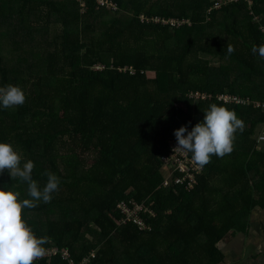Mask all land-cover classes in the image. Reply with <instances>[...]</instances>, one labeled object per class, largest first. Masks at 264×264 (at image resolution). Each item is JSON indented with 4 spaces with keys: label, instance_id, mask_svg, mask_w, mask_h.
Instances as JSON below:
<instances>
[{
    "label": "trees",
    "instance_id": "16d2710c",
    "mask_svg": "<svg viewBox=\"0 0 264 264\" xmlns=\"http://www.w3.org/2000/svg\"><path fill=\"white\" fill-rule=\"evenodd\" d=\"M108 1L117 8L0 0V87L26 94L21 106H0V142L34 162L41 188L45 172L60 178L51 202L26 209L25 218L38 237H50L45 248H67L76 262L94 252L88 264H219L218 243L264 207V150L253 139L264 110L216 99L264 103V58L251 51L264 44V0ZM154 15L182 24L154 23ZM213 103L244 121L234 150L213 156L192 190L174 177L165 186L169 140ZM6 182L28 198L26 184L7 172L0 186ZM120 201L145 203L152 229L121 224Z\"/></svg>",
    "mask_w": 264,
    "mask_h": 264
},
{
    "label": "clouds",
    "instance_id": "9594fccd",
    "mask_svg": "<svg viewBox=\"0 0 264 264\" xmlns=\"http://www.w3.org/2000/svg\"><path fill=\"white\" fill-rule=\"evenodd\" d=\"M235 51L227 45V53ZM253 54L264 58V44L253 45ZM26 101L25 91L18 85L0 87V106L5 109L21 106ZM203 120L189 131L182 125L175 130L176 145L173 151L191 153L195 165L203 169L211 163L213 156L223 158L231 154L235 147L237 131L244 130V121L234 110L211 104L204 112ZM35 164L25 159L23 152L11 142H0V175L7 172L12 181L27 185V197L21 198L18 184L0 186V264H35L46 254L45 244L50 237H38L28 220L25 210L35 208L38 202L50 203L53 193L59 191L60 178L47 171L46 183L41 188L32 173Z\"/></svg>",
    "mask_w": 264,
    "mask_h": 264
},
{
    "label": "built area",
    "instance_id": "2783aa9c",
    "mask_svg": "<svg viewBox=\"0 0 264 264\" xmlns=\"http://www.w3.org/2000/svg\"><path fill=\"white\" fill-rule=\"evenodd\" d=\"M237 1V0H234ZM248 5L252 4V0H244ZM101 5H109L113 9L117 8V4L108 0H98ZM85 2H82L84 6ZM145 18V17H142ZM149 20H153L154 23H160L163 25L171 24L173 26H180L182 22L176 20L163 19L158 15L151 16ZM186 22V21H185ZM103 66H96L95 69H101ZM131 74H135L132 68H129ZM120 71H128L127 68L120 69ZM195 98L207 100L211 96L206 93L195 92L193 93ZM216 99L226 104H238V105H249L252 104L256 108L264 110V103L252 102L249 99H241L231 94H219L216 95ZM177 141L176 139H170L168 142V148L166 154L161 157L163 167L167 170L168 176L164 181L165 186H169L171 178H175L176 185H186L188 189L192 190L197 184V177L201 173L202 169L198 168L190 157V153H184L180 151H173ZM178 173L179 175H175ZM117 209L121 213V224H133L140 231H149L152 226L145 220L144 215H153L151 209L145 203H139L137 201H120L117 204ZM46 254L42 259L49 260L57 257L66 264H88L91 259L95 257V253L91 252L88 256H85L80 261L76 262L70 251L67 248L59 247H47ZM41 260V259H39Z\"/></svg>",
    "mask_w": 264,
    "mask_h": 264
},
{
    "label": "crops",
    "instance_id": "0c3cea01",
    "mask_svg": "<svg viewBox=\"0 0 264 264\" xmlns=\"http://www.w3.org/2000/svg\"><path fill=\"white\" fill-rule=\"evenodd\" d=\"M256 148L264 150V125L255 129ZM222 254L219 264H264V207L255 206L245 224L226 241L218 243Z\"/></svg>",
    "mask_w": 264,
    "mask_h": 264
},
{
    "label": "rangeland",
    "instance_id": "374dc122",
    "mask_svg": "<svg viewBox=\"0 0 264 264\" xmlns=\"http://www.w3.org/2000/svg\"><path fill=\"white\" fill-rule=\"evenodd\" d=\"M85 10V9H84ZM83 9H82V12L84 11ZM142 17H145V16H142Z\"/></svg>",
    "mask_w": 264,
    "mask_h": 264
}]
</instances>
